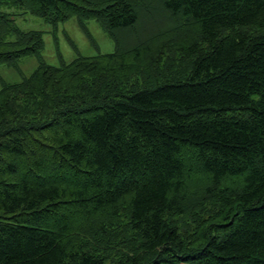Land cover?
Returning a JSON list of instances; mask_svg holds the SVG:
<instances>
[{"label":"trees","instance_id":"obj_1","mask_svg":"<svg viewBox=\"0 0 264 264\" xmlns=\"http://www.w3.org/2000/svg\"><path fill=\"white\" fill-rule=\"evenodd\" d=\"M153 1L0 0L21 76L45 42L18 16L115 44L0 75V264H264V0H165L139 35Z\"/></svg>","mask_w":264,"mask_h":264},{"label":"rangeland","instance_id":"obj_2","mask_svg":"<svg viewBox=\"0 0 264 264\" xmlns=\"http://www.w3.org/2000/svg\"><path fill=\"white\" fill-rule=\"evenodd\" d=\"M164 1L155 0L152 5H144L141 8L137 24L139 35L144 36L145 32L151 29H160L159 32H161L171 25L169 15L164 9ZM145 4H150V2L146 1ZM16 23L23 30H39L44 33L45 47L39 57L53 66H61L62 62L70 63L79 56L95 57L99 54L112 53L115 50L114 42L108 37L100 22L95 19L86 21L85 26L96 42V46L91 43L88 34L75 17L60 23L56 28L44 19L29 14L18 16ZM39 57H26L18 62L22 76L27 77L35 71ZM0 75L6 82L22 81V76L7 66H0Z\"/></svg>","mask_w":264,"mask_h":264},{"label":"bare ground","instance_id":"obj_3","mask_svg":"<svg viewBox=\"0 0 264 264\" xmlns=\"http://www.w3.org/2000/svg\"><path fill=\"white\" fill-rule=\"evenodd\" d=\"M45 106V105H44Z\"/></svg>","mask_w":264,"mask_h":264}]
</instances>
